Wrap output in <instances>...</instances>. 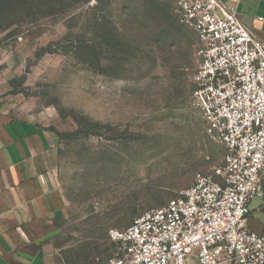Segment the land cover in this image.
<instances>
[{"label":"rangeland","instance_id":"obj_1","mask_svg":"<svg viewBox=\"0 0 264 264\" xmlns=\"http://www.w3.org/2000/svg\"><path fill=\"white\" fill-rule=\"evenodd\" d=\"M198 48L167 0H0L9 95L61 139L46 264H110L111 230L222 165L193 105Z\"/></svg>","mask_w":264,"mask_h":264},{"label":"built area","instance_id":"obj_2","mask_svg":"<svg viewBox=\"0 0 264 264\" xmlns=\"http://www.w3.org/2000/svg\"><path fill=\"white\" fill-rule=\"evenodd\" d=\"M198 38L193 105L226 148L214 175L198 173L167 205L111 230L110 264H264V236L248 226L264 181V41L223 0H167ZM218 177L216 180L214 177Z\"/></svg>","mask_w":264,"mask_h":264},{"label":"crops","instance_id":"obj_3","mask_svg":"<svg viewBox=\"0 0 264 264\" xmlns=\"http://www.w3.org/2000/svg\"><path fill=\"white\" fill-rule=\"evenodd\" d=\"M237 5L243 24L264 41V0H223ZM0 56V264H46L45 243L65 214L59 172L61 139L52 127L16 107ZM262 197L249 204L248 228L264 236ZM189 264H198L195 257Z\"/></svg>","mask_w":264,"mask_h":264}]
</instances>
